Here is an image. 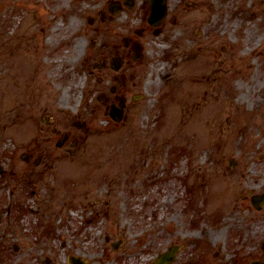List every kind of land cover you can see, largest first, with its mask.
<instances>
[{"label": "rangeland", "instance_id": "374dc122", "mask_svg": "<svg viewBox=\"0 0 264 264\" xmlns=\"http://www.w3.org/2000/svg\"><path fill=\"white\" fill-rule=\"evenodd\" d=\"M1 1L0 23L6 32L0 34L11 35L16 56L15 67L10 66L1 49L0 68L5 69L0 76L16 85L17 71L28 72L22 81L32 78L30 92L26 87L13 89L19 99L12 108L22 107L21 113L28 116L29 102L39 99L33 87L44 83L46 66V77L56 91L49 90L48 102L71 115L82 110L89 99L82 57L91 34L83 35L93 24L87 20H95L97 26L110 0ZM222 2L221 9L203 4L195 8L179 4L174 9L178 3L172 0L167 36L153 37L143 98L119 125L106 121L97 110L86 115L88 130L79 133L83 142L75 157L59 161L55 171L44 169L43 179L37 180L43 164L32 167L37 174H28L27 191L17 185L14 196L25 200L26 214L12 223L13 234L1 233L5 238L0 237V251H13L11 243L16 251H70L76 243L81 246L76 251H111L103 244L101 231L110 230L112 236L119 232L113 233L112 222L118 221L115 211L125 228L116 237L123 238V248L132 252L142 250L144 240L149 242L145 248L151 246L155 225L162 244L168 239L183 241L184 229L195 220L197 210L203 212L202 227L210 226L211 216H217L219 233L231 245L233 219L229 218L235 219L236 239L237 224L254 215L240 195H246L250 186L258 190L262 181L256 179L264 178V0ZM89 100L95 107L94 97ZM34 109L32 125L21 118L9 126L7 117L3 119L5 111L0 110V165L15 171L7 182L11 185L31 166L20 154L33 140L43 139L39 119L43 110L39 105ZM89 173H95L94 183ZM94 199L109 200V217L100 216L96 227H86L87 232L76 239L72 234L78 225L86 226L87 209L81 205ZM101 207L97 203L91 208ZM139 257L147 264L153 251H142Z\"/></svg>", "mask_w": 264, "mask_h": 264}, {"label": "flooded vegetation", "instance_id": "af4514ba", "mask_svg": "<svg viewBox=\"0 0 264 264\" xmlns=\"http://www.w3.org/2000/svg\"><path fill=\"white\" fill-rule=\"evenodd\" d=\"M176 1L178 4L175 3L173 6L172 0H110L105 5L106 10L100 12V22L97 26L94 25L95 20L92 21L91 28L83 35L86 37V35L91 34V38L83 54L81 68L87 74L85 79L87 83L89 82L85 93L89 96V99L94 97L97 102L95 107L91 105L88 99L82 110L75 109L74 114L71 115L65 113L57 105L54 106L49 103V99H52L49 98L50 95L48 96L49 90L55 92V94L56 91L52 87L53 82L50 84L46 77L48 72H46L45 66L42 70L44 72V83L41 86L36 85V88L33 87L36 91L38 89L39 99L29 102V108L26 109L28 116H24L21 113L22 107L18 110L12 108L15 101L19 99L15 97L16 94L13 93V89L15 87H26L30 92V88L32 89L31 76L23 78L22 81V76H26L28 72H15L20 78L16 82L18 85L13 83L14 81L10 82L6 76H0V110L5 111L6 115L3 119L7 117V126L15 125L16 120L21 118H24L25 124L32 125L36 121V116L33 115L35 106L39 105L43 110V113L39 116L40 123L43 124V127L40 128L43 139L41 141L33 140L29 149L20 154L24 164L31 165L29 170H26L18 179L13 180L18 182L16 185H11L7 182L15 175V171L0 168V181L5 180L4 184L0 185L1 238H5L2 236H6V233L13 234V229L10 230L12 223L18 222L26 214L25 200H14V196L18 191V186H22L23 192L27 191V187L30 185V180L27 177L31 176L28 174H37V169L32 167L37 168L43 164V170L38 174L40 177L37 180L43 179L44 169L55 171V166L59 161L75 157L80 144L83 142V137L79 133L88 130V127H86L87 121H85L86 115L89 116V113L99 111L106 121L119 125L128 118L130 111L143 98L142 86H144L145 79L149 75L146 74V71L147 65H149V54L154 44L153 37L167 36L164 33L167 31L166 24L170 20L171 5L174 9H177L179 4H184L187 8H190V6L195 8L203 4V6L214 10L216 8L221 9L223 4L222 0H202L201 2L191 0L187 1L188 3L185 0ZM151 2L162 3L166 8V16L158 25L152 24L149 20L152 12ZM3 6L1 1L0 11L3 10ZM172 21H176L175 15ZM4 26V23H0V32H6L5 29L2 30ZM10 37L11 35L7 36L6 33L0 34V41L3 39V43H0V51L1 49L4 50L10 66L15 67L16 50L13 46L14 40ZM208 40L210 39L206 41ZM59 49L60 47L54 49L55 51L52 53L54 57L57 56ZM92 52L96 53L92 55ZM49 68L52 69L53 66ZM2 69L5 68L2 67ZM2 69L0 68V74L3 72ZM42 71L40 72L42 73ZM5 77L8 82L5 81ZM93 79L95 80L94 86L91 84ZM55 86L57 88V85ZM25 93H19V95L24 96ZM33 96L36 98V94ZM54 102L55 104L58 102L57 95ZM7 109L8 111H6ZM61 114H64L65 117H60ZM118 115H121L120 119L122 121L120 123L113 121V117L116 118ZM33 143L34 145H32ZM72 162L77 161L74 159ZM87 175L93 183L96 181L95 173ZM259 180L262 183L258 190L256 187L250 186L246 189V195H240V200L247 203L246 206L249 207L247 210L253 212L254 215L250 220L241 221V224H237L236 227L239 232L236 239L235 219L233 216L229 218L233 219L231 225L233 227H230L232 231L230 246L223 241L222 233H219V219L216 218L217 216H211L210 226H206V223H204V227H202L199 215L203 212L197 210L198 213L194 218L197 221L192 220L193 223L191 222L187 228L185 227L186 234L184 238L186 239L183 241L168 239V242L162 244L158 237L159 228L155 225L151 246L148 245L145 248V245L149 242L144 240L140 244L142 250L138 249L136 252H132L131 249L123 248L125 245L123 238L117 239L116 237H120L125 232V228L115 211L112 213L118 221L113 220L112 222L114 225L113 233L115 229L119 232L114 233L112 236L110 230L103 228L101 231L103 244L109 245L111 251H104L105 249L101 251H79L81 246H78L77 243L72 245L75 249L70 251H48L49 253L45 251H16L18 250L17 246L11 243L13 251H0V264H127L128 261L131 264H143L139 257L142 251H153L152 261L147 262V264H156L159 257L169 251H175L174 258L169 264H264V178L256 179V181ZM85 191L90 192L91 186H86ZM93 194L100 195V193ZM107 194L109 193L107 192ZM254 196L260 198L253 203L252 198ZM75 197H78L77 194H75ZM105 197L106 195H103V198ZM97 203H102L100 210L92 209L91 207L96 208ZM108 203V199L103 201L94 199L93 202H89L87 205L82 204L81 206L87 209L84 213L86 226L78 225L76 231L73 230V237L77 236L76 239H78L82 234H85L87 232L86 227H96L98 220H102L99 219L100 216L108 219L111 211L107 209L109 207ZM30 212L32 213L34 210L30 209ZM208 219H210V216L206 217V221ZM152 221L155 223L154 220ZM198 224L199 226H197ZM241 228L242 232L240 231ZM1 233H3L2 236ZM75 241H71V243H75ZM64 245L65 242H62L60 246L63 247ZM76 249L79 250L76 251Z\"/></svg>", "mask_w": 264, "mask_h": 264}, {"label": "water", "instance_id": "95a60500", "mask_svg": "<svg viewBox=\"0 0 264 264\" xmlns=\"http://www.w3.org/2000/svg\"><path fill=\"white\" fill-rule=\"evenodd\" d=\"M151 4H153L151 20L153 19L160 20L161 18H163L166 12L165 7L162 4L159 5V4H155L152 2ZM116 120H119V119L116 118ZM259 198H260L259 196H256V197L254 196L252 198L253 203L257 201ZM174 253L175 251H169L168 253L163 254L162 256H160L159 262H157L156 264H169L170 261H172V259L174 258Z\"/></svg>", "mask_w": 264, "mask_h": 264}, {"label": "bare ground", "instance_id": "6f19581e", "mask_svg": "<svg viewBox=\"0 0 264 264\" xmlns=\"http://www.w3.org/2000/svg\"><path fill=\"white\" fill-rule=\"evenodd\" d=\"M57 27H55V28H53L54 30L56 29ZM47 40V39H46ZM42 48H43V46H42ZM235 108H238L237 106H235ZM239 109V108H238ZM168 199H169V197H168Z\"/></svg>", "mask_w": 264, "mask_h": 264}]
</instances>
